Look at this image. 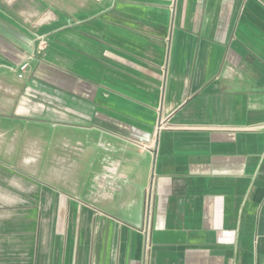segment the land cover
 <instances>
[{"label":"crops","instance_id":"obj_1","mask_svg":"<svg viewBox=\"0 0 264 264\" xmlns=\"http://www.w3.org/2000/svg\"><path fill=\"white\" fill-rule=\"evenodd\" d=\"M21 1L72 73L0 142V264H264V0Z\"/></svg>","mask_w":264,"mask_h":264},{"label":"rangeland","instance_id":"obj_2","mask_svg":"<svg viewBox=\"0 0 264 264\" xmlns=\"http://www.w3.org/2000/svg\"><path fill=\"white\" fill-rule=\"evenodd\" d=\"M26 4L22 8L21 0H0V142L4 150L7 131L13 132L12 124L8 130V121L51 111L58 102L54 89L58 85L69 88L72 73L69 60L64 64L56 62L58 52L44 34L56 10L36 6L32 9L31 2ZM56 69L59 75L64 73L63 79L55 75Z\"/></svg>","mask_w":264,"mask_h":264},{"label":"built area","instance_id":"obj_3","mask_svg":"<svg viewBox=\"0 0 264 264\" xmlns=\"http://www.w3.org/2000/svg\"><path fill=\"white\" fill-rule=\"evenodd\" d=\"M26 66V65H25ZM24 66V68H25ZM146 219H148V225L151 219V200L148 199L147 207H146Z\"/></svg>","mask_w":264,"mask_h":264},{"label":"water","instance_id":"obj_4","mask_svg":"<svg viewBox=\"0 0 264 264\" xmlns=\"http://www.w3.org/2000/svg\"><path fill=\"white\" fill-rule=\"evenodd\" d=\"M158 143V142H157Z\"/></svg>","mask_w":264,"mask_h":264}]
</instances>
